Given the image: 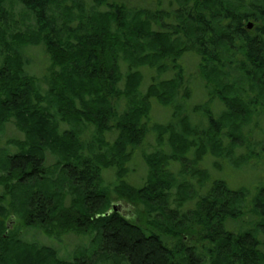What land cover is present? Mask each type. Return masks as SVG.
Wrapping results in <instances>:
<instances>
[{
  "label": "trees",
  "instance_id": "obj_1",
  "mask_svg": "<svg viewBox=\"0 0 264 264\" xmlns=\"http://www.w3.org/2000/svg\"><path fill=\"white\" fill-rule=\"evenodd\" d=\"M6 125L22 139L0 148V264H264L263 176L227 173L264 165V0H0ZM13 217L98 237L59 259Z\"/></svg>",
  "mask_w": 264,
  "mask_h": 264
},
{
  "label": "rangeland",
  "instance_id": "obj_2",
  "mask_svg": "<svg viewBox=\"0 0 264 264\" xmlns=\"http://www.w3.org/2000/svg\"><path fill=\"white\" fill-rule=\"evenodd\" d=\"M42 51L38 48V47H34V48H30L27 51V55L31 60H32V69L35 73L37 74V71H39V69L37 68L38 65L41 64L42 59H44V55L42 54ZM189 59V58H188ZM186 59L187 64L190 66L189 70L192 69V71L194 70V65H193V60H188ZM34 64V66H33ZM38 64V65H37ZM36 66V67H35ZM199 100H201L200 97H198L197 102H199ZM194 102H196V100H194ZM193 102V104H194ZM155 105H153V115L152 118L156 121H161L163 120V118L167 115V113L165 114L166 110L163 109L162 107L158 106V107H154ZM13 139H22V135L19 132L13 131L12 127L10 125H6L5 129H4V133H0V148H3L5 146H8L9 138L13 137ZM144 144L148 146V144L151 145V143H153L152 139L150 137H147ZM10 148V147H7ZM147 151H149L148 147L146 148ZM10 150H14L13 148H10ZM254 161V159L249 160V163H252ZM264 165L262 164V161L258 163L257 166L252 167H246V169H244L245 171H247V176H243V174L239 173V172H230L229 170L227 171L228 173V177H229V181H232L235 185L240 184L241 182L244 181H250V180H257L258 177L260 178V180H262V176H263V180L262 182L264 183ZM240 174V175H239ZM132 176L134 177H139V176H144V169L142 168L141 165H137L135 166V171L132 173ZM227 177V174L225 175ZM117 206L118 205V209L114 210L113 206ZM107 213L108 212H115L117 214H119V216L121 218H124L125 220L131 221L133 223L139 224L141 226H146V219L143 216V212L140 209V207L137 204L134 203H130L127 202L125 200H121V199H117V198H113L111 205L109 208L106 209ZM109 210V211H108ZM10 219V220H9ZM7 224L9 223L10 227H15L17 226V229L19 231L18 235H20V237H22L24 240L27 241H34L37 242L38 244L41 245H47L50 247H53L55 250H57V257L59 259H66V260H70L73 259L75 256H80L83 254V252L88 249L89 247H92V245L94 244L95 239L98 237V234L95 233H91L89 236H82V234H77L76 232L70 231L68 228L67 230H64L61 227H56L54 229H52L48 235H44L42 234L39 230L36 229H27L26 227H24L25 221L23 219L18 218H8L6 220ZM21 225L20 227L18 226L19 224ZM67 225V224H66ZM28 231V232H27ZM189 237V235L187 236ZM21 244L19 243H13L11 242L8 246V250L9 252H18L19 251V247ZM22 246V245H21ZM99 264H103V263H99Z\"/></svg>",
  "mask_w": 264,
  "mask_h": 264
},
{
  "label": "water",
  "instance_id": "obj_3",
  "mask_svg": "<svg viewBox=\"0 0 264 264\" xmlns=\"http://www.w3.org/2000/svg\"><path fill=\"white\" fill-rule=\"evenodd\" d=\"M250 27H251V24L249 23V24H248V28H250ZM118 208H119L118 205H117V206H115V205L113 206V209H114V210H117Z\"/></svg>",
  "mask_w": 264,
  "mask_h": 264
}]
</instances>
